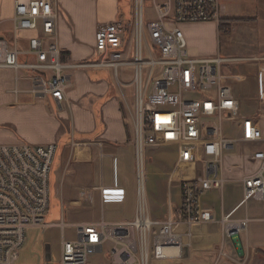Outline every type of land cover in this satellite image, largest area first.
I'll return each instance as SVG.
<instances>
[{"label": "built area", "instance_id": "built-area-1", "mask_svg": "<svg viewBox=\"0 0 264 264\" xmlns=\"http://www.w3.org/2000/svg\"><path fill=\"white\" fill-rule=\"evenodd\" d=\"M156 20L146 21L144 0H133V20L117 19L99 26L95 35L96 61L78 63L63 59L58 42L56 0H15L11 40L0 37V69L15 72L12 93L29 92L34 98L66 99L70 70L110 68L119 80L121 67H132L133 129L136 147V209L132 219L76 225V238L62 239L58 262L46 264H153L166 258L180 239L179 222H211L213 213L202 196L222 191L227 179L224 165L236 146L248 148L245 160L256 167L242 177L243 200L264 201V133L258 116L244 115L232 81L225 75L222 56L199 58L189 54L182 23L221 21L219 0H153ZM23 32H32L24 36ZM132 40V59L124 47ZM23 40L26 42L23 44ZM24 71L25 76H20ZM20 79L31 81L21 89ZM236 121L238 135L225 133L223 123ZM149 146H175L177 161L197 164V175L181 184V203L169 199L164 220L150 214L146 190V156ZM55 144H0V264H18L20 250L31 228L46 229L50 206V174ZM221 219L225 237H237L248 219ZM62 225V227H64ZM98 254L96 262L92 255ZM101 255V256H100Z\"/></svg>", "mask_w": 264, "mask_h": 264}, {"label": "crops", "instance_id": "crops-1", "mask_svg": "<svg viewBox=\"0 0 264 264\" xmlns=\"http://www.w3.org/2000/svg\"><path fill=\"white\" fill-rule=\"evenodd\" d=\"M126 1L87 0V7L77 11L76 2L56 0L58 42L69 62L94 59L97 29L117 20L120 12L124 13L122 8ZM219 4L221 21L181 24L189 54L199 58L220 55L231 59L225 64H233L237 71L246 72L223 73L241 75L242 80L238 82H249L251 94L256 92L250 104L263 101L264 0H219ZM14 5L15 0H0V25L11 24L10 30H2L0 37L10 36L8 40L13 37ZM93 16L96 19L88 29L86 23ZM22 34L26 37L33 33ZM25 42L23 40V44ZM20 76L24 77L25 73ZM15 77L13 70L0 69V144L56 145L53 165L55 162L62 178L61 220L47 222L49 206L46 215L49 227H61L62 239H66L67 225L76 229L79 223L101 219L110 222L132 219L137 202L134 129L111 77L97 68L71 69L66 99L61 102L52 97L34 98L29 92L16 96L12 93ZM20 81L31 86L30 80ZM117 81L122 91L120 77ZM160 147L163 146H149V151L156 154L161 152ZM232 151L225 160L223 173L227 182L223 190L209 191L202 196V204L212 211L213 220L191 225L177 223L174 232L180 239L179 253L169 249L168 257L154 259L153 264H264V201L242 202V177L256 166L246 162L251 169L242 168L239 162L245 157L231 154ZM174 153V163L164 166L166 175L157 180V195L149 201L153 219L166 218L169 199L174 207L180 205L182 182L194 178L198 172L197 168L196 173L180 177L175 194L173 186L177 174L172 175L178 153ZM70 210L77 212V220L67 221ZM232 211L233 218L248 219V222L237 237L227 238L221 219Z\"/></svg>", "mask_w": 264, "mask_h": 264}, {"label": "rangeland", "instance_id": "rangeland-1", "mask_svg": "<svg viewBox=\"0 0 264 264\" xmlns=\"http://www.w3.org/2000/svg\"><path fill=\"white\" fill-rule=\"evenodd\" d=\"M73 2L77 3V11L84 10L83 8L87 7L88 2L87 0H72ZM124 13L120 12L118 19L124 20L126 22L133 20V0H127L123 6ZM144 14L146 21H154L156 20L155 16V9H154V1L153 0H144ZM96 18L93 16L90 20L87 21L86 26L89 29V25L94 21ZM11 24H3L0 25V33L2 30H10ZM6 39H10V36L5 37ZM127 38V42L124 47L125 52V59L130 60L132 59V40L129 37ZM236 46V45H235ZM94 59H89L88 61H96L99 60L100 57L96 55L93 57ZM79 68H77L78 70ZM97 70L101 71V73H107L111 80L113 81L114 85L117 88L118 96L121 98L123 103L125 112L129 120L132 121L133 124V114H134V91L133 87L130 84L132 81V67H121L119 70V77L123 83L122 91L119 87V82L114 74L113 69L110 68H97ZM246 72V71H237L236 67L233 64H224L223 65V72L225 73H233V72ZM24 71H20V74H23ZM15 83L13 81L12 89ZM21 89H24L27 86H30V83H24V81H20L18 83ZM249 82H238L232 84L233 92L235 96L238 98L240 102V112L244 115L256 113L258 114L260 125L264 130V100L255 101L254 104H250V100L254 99L256 96V92L251 94V89L248 87ZM1 89V86H0ZM133 126V125H132ZM223 128L225 133L230 135H238L239 129L237 127L236 121H226L223 123ZM248 148L236 146L235 149L232 151L231 154H239V156L243 155ZM158 151V150H157ZM159 151L156 154H153L149 151V147L145 150L146 156V190H147V198H148V205L151 199H155L157 195V180L166 175L165 165L170 167L172 162L174 163L176 158V148L175 146H163L159 148ZM236 162V160L234 161ZM242 168L244 169H251L246 163L244 159L242 162H239ZM172 166V165H171ZM173 168V167H172ZM171 168V169H172ZM198 168L197 164H181L177 169V175L175 177L174 186L175 194L177 193V180L180 177H187V175L192 174L193 172L196 173V169ZM62 178H60L58 174V167L54 162L52 167V172L50 174V191H51V201L50 206L51 210L49 211L50 214L47 217L48 221H60L61 220V211H60V182ZM150 209V207H149ZM79 217L77 216V212L73 210L68 211L67 221H74L77 220ZM50 219V220H49ZM65 238L67 240H73L76 238V229L72 225H67L65 227ZM61 242H62V229L58 226H51L47 230L39 229V228H31L26 232V241L22 249L20 250L19 254V261L18 264H46V246L50 244L51 246V263L58 262L60 259L61 253ZM101 256V255H100ZM94 259H91V263L96 262L98 259V254L92 255Z\"/></svg>", "mask_w": 264, "mask_h": 264}, {"label": "water", "instance_id": "water-1", "mask_svg": "<svg viewBox=\"0 0 264 264\" xmlns=\"http://www.w3.org/2000/svg\"><path fill=\"white\" fill-rule=\"evenodd\" d=\"M45 254H46V263H49L51 261V246H50V244H47Z\"/></svg>", "mask_w": 264, "mask_h": 264}, {"label": "trees", "instance_id": "trees-1", "mask_svg": "<svg viewBox=\"0 0 264 264\" xmlns=\"http://www.w3.org/2000/svg\"><path fill=\"white\" fill-rule=\"evenodd\" d=\"M63 59H66V55H65V53H63Z\"/></svg>", "mask_w": 264, "mask_h": 264}, {"label": "bare ground", "instance_id": "bare-ground-1", "mask_svg": "<svg viewBox=\"0 0 264 264\" xmlns=\"http://www.w3.org/2000/svg\"><path fill=\"white\" fill-rule=\"evenodd\" d=\"M171 249H175V248H171Z\"/></svg>", "mask_w": 264, "mask_h": 264}]
</instances>
